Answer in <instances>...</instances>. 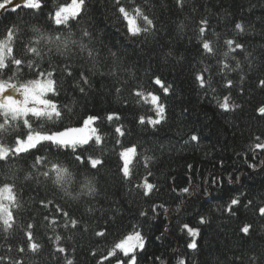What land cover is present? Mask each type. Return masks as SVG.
I'll return each instance as SVG.
<instances>
[{"label":"trees","instance_id":"obj_1","mask_svg":"<svg viewBox=\"0 0 264 264\" xmlns=\"http://www.w3.org/2000/svg\"><path fill=\"white\" fill-rule=\"evenodd\" d=\"M43 2L42 14L24 9L0 11V40L5 38L7 27L20 24L23 32L15 47L20 49L22 39L24 44L38 46L47 53L45 42L36 45L37 34L31 28L35 26L42 34H53L57 26L48 19L49 10H55L58 4L69 0ZM153 3L156 27L160 31L147 42L143 37L133 39L126 33V22L117 19L111 0H86L87 8L81 17L69 21L74 28L83 25L94 32L97 41H102L105 46V56L108 48L117 52L123 63L132 67L137 81H132L127 73H121V80L129 83L117 85L121 92L116 93L111 79L97 75L92 77L91 93L81 98L80 94L70 92V85L74 83L71 78L66 74L58 77L64 82L65 89L59 98L54 99L70 104L75 113L64 123L79 126L82 118L89 115L101 117L108 150L102 156L96 153L105 163L98 173L93 170L89 174L94 176L99 196L84 194L83 177L68 186L71 196L53 189L50 184L37 186L33 182L23 191L16 189L24 206L17 216L21 227L30 222V213L37 214L38 225L43 215L57 220L55 232L51 228L37 227L35 238L44 247L38 257L30 254L25 257L28 264H66L65 258L73 259L74 264H116L115 258H102L107 256L114 243L134 230L140 231L145 241L144 248L137 250V264H177L179 260L184 264H252L249 257L253 255L264 260L261 256L264 253V218L259 217L258 211L254 214L243 207L248 199L254 202L264 199V163H261L264 149L255 148L257 143L264 144V117L258 112L264 107V89L258 87V79L264 78L260 48L264 45V37L249 27L255 25L256 32H259L264 26V0H188L185 9L178 14L173 0H153ZM148 14L150 18L153 16L152 12ZM203 17L209 19L212 30L219 33L221 41L236 36L238 30H232L234 23L243 22L249 31L242 39L253 53L248 60L242 55L237 57L241 69L231 73L235 85L232 89L217 86L216 92L209 90L207 95L195 80V75L209 63L205 58L201 64L196 52L197 25ZM22 20L27 22L26 27ZM180 22L185 28L178 34L176 25ZM170 47L173 55L165 62L161 54ZM223 50L221 44L220 51ZM220 58L218 53L216 59ZM25 59L38 58L29 54ZM48 60L46 55L44 61H40L41 65ZM60 60L62 58L55 56L51 59L57 74L64 67L63 63L57 67ZM212 63L215 64V60ZM73 76L76 77L77 73L73 72ZM157 76L169 86L167 94L159 85L150 82L149 77L154 79ZM33 78L30 72L21 77ZM136 82L144 85L140 90L145 95L152 91L161 97L160 102L166 111L160 125L138 124L139 116H154V111L149 102L129 95ZM65 91L69 95H65ZM229 91L230 109L226 112L218 107L217 100L222 103ZM111 112L118 113L121 119L108 122L106 116ZM118 124L126 130V135L119 137L121 143L124 146L137 145L131 182L125 181L118 172L120 146L115 145L118 137L114 133ZM46 126L51 128V122ZM193 134L198 135V142L190 141ZM146 157L153 159L147 161ZM66 162L75 167L72 161ZM3 171L7 172V169ZM145 177L156 186L147 197L143 195L142 187L137 188ZM2 183L0 181V186ZM185 187L190 190L187 194L182 192ZM233 197L242 201L241 205L233 206L235 215L227 210ZM41 199L53 203L45 208L38 203ZM56 204L76 216L83 214L88 230L64 229L59 214L52 211ZM153 204L158 206L155 213L151 211ZM141 211L147 212V217L140 216ZM201 217L205 218V223L199 222ZM245 222L253 225L247 237L240 231ZM184 224L199 229V234L190 236L183 228ZM101 230L105 232L104 237L94 235ZM56 235L62 237L58 244ZM20 239L22 234L18 228L15 240ZM193 240L197 243L195 250L187 248ZM9 242H13L12 238L5 240L0 236V254L7 251ZM59 246L66 248L65 254L56 252ZM12 255H16L15 246Z\"/></svg>","mask_w":264,"mask_h":264},{"label":"snow or ice","instance_id":"obj_2","mask_svg":"<svg viewBox=\"0 0 264 264\" xmlns=\"http://www.w3.org/2000/svg\"><path fill=\"white\" fill-rule=\"evenodd\" d=\"M173 3L178 14L185 9L188 0H173ZM150 4L152 7H149ZM10 5L12 12L24 9L41 14L45 7L43 0H0V10L8 9ZM111 7L114 9L117 19L121 23L126 22V33L133 39L143 37L147 42L149 37L155 38L160 31L156 27L153 0H111ZM86 8V0H71V3H61L55 10H49L48 19L57 26L51 35L40 33V29L35 26L31 28V31L37 34L36 45L42 41L45 42L48 46L47 53L38 46L24 44L22 39L19 41L20 49L15 47L18 37L23 32L20 24L7 27L5 38L0 40V181H3L0 186V236H3L5 240L12 238L13 241L8 243L7 251L0 254V264H28L25 257L29 254L38 257L44 247L35 238L37 227L51 228L55 232L54 225H57L56 218L50 220L49 215H43L38 225L37 214L30 213V222L21 227L18 224L17 216L24 206L17 196V188L23 191L33 182L37 186L50 184L53 189L61 190L71 196L68 186L76 184L80 177H83L82 187L86 189L84 194L90 197L100 195L94 184V176L89 174L93 170L98 173L99 168L105 163L96 155L99 152L102 156L108 150L106 136L101 127L103 120L99 116L89 115L82 118L79 126L66 125L64 121L70 120L75 113L70 104L54 99V97L59 98L61 91L65 89L64 82L58 77L66 74L68 78H71L74 83L70 85V92L80 94L81 98L91 93L92 77L97 75L102 79H111L116 93L121 92V87L117 85L129 83L128 80H121V73H127L132 81H137V77L132 67L125 65L117 52L108 48L107 55H104L103 42L97 41L94 32L90 31L88 27L80 25L79 28H74L69 24L70 19L81 17V13ZM149 12L153 13L151 18ZM21 23L25 27L27 26L26 21L22 20ZM249 27L252 32L264 37V26L259 32H256L255 25ZM176 28L180 34L183 33L185 25L180 22ZM232 30H238L237 35L221 41L219 33L212 30L207 17L199 20L196 31V52L197 56L201 58L199 61L201 64L204 63L205 58L209 63L195 75V80L198 81L199 87L205 91V95L209 90L216 92L217 86L225 90L232 89L235 85L231 73L241 69V61L237 57L242 55L245 60H248L253 56V53L248 50V43L242 39L244 35L248 34L249 28H246L243 22L237 21ZM189 43H191V38ZM221 44L224 47L222 52L220 51ZM260 48L261 64L264 65V45H261ZM218 53L220 59H216ZM29 54L38 59L26 60L25 57ZM46 55L49 60L42 66L40 61H44ZM172 55L173 50L170 47L167 52H162L161 58L166 62L167 58ZM53 56L62 58L57 64V67L60 63L64 64L59 74H57L56 68L52 67ZM213 60H215V64L212 63ZM69 66L71 70H69ZM192 66L195 67L194 64ZM28 72L35 78L21 79ZM73 72L77 73L76 77L73 76ZM9 73L11 75H8ZM149 80L154 85H159L164 94L168 93L169 86H165L160 77L157 76L154 79L149 77ZM143 87L142 83L136 82L135 89L129 95L149 102L153 106L154 116L145 118L141 115L137 122L139 125L155 127L165 119L166 108L160 102L159 95L152 91L145 95L140 90ZM258 87L264 89V78L258 79ZM65 95H69V92L65 91ZM229 96L230 91L229 95L224 96L222 103L217 100L218 107L226 112L230 109ZM258 112L264 117V107H260ZM120 119V115L116 112L108 113L106 116L108 122ZM49 122H51V128L46 126ZM114 133L118 137L115 140V145L120 146L118 172L122 174L125 181L131 182L134 176L133 161L137 159V145L124 146L121 143L119 137L126 135L123 125H116ZM256 139L259 140L260 137L257 136ZM198 140V135L190 136V141L198 142ZM255 148L264 149V144L257 143ZM29 158L31 159L29 160ZM145 159L151 161L153 157ZM69 160L75 167L66 162ZM249 167H254V165H249ZM4 169H7V172H4ZM20 173L23 175L21 176ZM148 175L151 176L152 173L149 171ZM17 181H20V184H17ZM141 187L143 195L147 197L156 186L149 183L145 177L143 184L137 185V188ZM189 191L188 187L182 189L185 194ZM38 203L47 208L48 204H52L53 201L41 199ZM241 204L240 199L230 198L228 212L235 215L236 209L233 206ZM157 207L153 204L151 211L155 213ZM159 207H163V205ZM243 207L254 214L258 211L259 217L264 218V199L258 202L248 199L247 204H243ZM52 211L59 214L64 229L88 230V224L83 214L76 216L64 210L59 204H56ZM140 216L147 217V212L141 211ZM43 221L48 223H43ZM199 222L205 223V218L201 217ZM18 228L22 239L16 241L15 236ZM183 228L190 236L195 237L199 234V229L192 228L188 224H184ZM250 228H253V225L245 222L240 231L247 237L250 235ZM94 235L104 237L105 232L103 230L96 231ZM61 239L60 235H56L55 242L58 244ZM144 243L141 232L134 230L114 243L111 251L102 259L115 258L116 264H137L136 253L137 250L144 248ZM14 246L15 256L12 255ZM187 248L197 249L195 240L188 243ZM56 252L65 254L66 248L59 246L56 248ZM261 256H264V253ZM65 259L66 264H74L73 259ZM249 259L252 264H264V260L260 256L253 255ZM177 264H184V261L179 260Z\"/></svg>","mask_w":264,"mask_h":264},{"label":"rangeland","instance_id":"obj_3","mask_svg":"<svg viewBox=\"0 0 264 264\" xmlns=\"http://www.w3.org/2000/svg\"><path fill=\"white\" fill-rule=\"evenodd\" d=\"M67 3H71V0H69V2H67ZM9 8H11V5L9 6ZM0 11H2V10H0ZM86 118V117H85Z\"/></svg>","mask_w":264,"mask_h":264}]
</instances>
